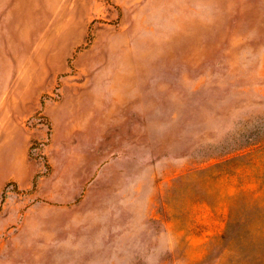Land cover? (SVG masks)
I'll return each instance as SVG.
<instances>
[{
  "label": "rangeland",
  "instance_id": "rangeland-1",
  "mask_svg": "<svg viewBox=\"0 0 264 264\" xmlns=\"http://www.w3.org/2000/svg\"><path fill=\"white\" fill-rule=\"evenodd\" d=\"M0 264H264V0H0Z\"/></svg>",
  "mask_w": 264,
  "mask_h": 264
},
{
  "label": "crops",
  "instance_id": "crops-1",
  "mask_svg": "<svg viewBox=\"0 0 264 264\" xmlns=\"http://www.w3.org/2000/svg\"><path fill=\"white\" fill-rule=\"evenodd\" d=\"M34 170H23V169H16L15 170V173L17 174V180L20 182V184L24 185V186H27L33 175H34Z\"/></svg>",
  "mask_w": 264,
  "mask_h": 264
}]
</instances>
